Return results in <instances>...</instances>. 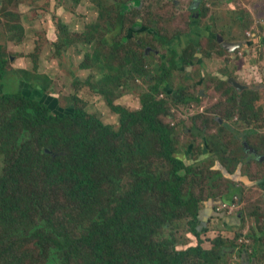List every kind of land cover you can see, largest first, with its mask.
<instances>
[{
    "label": "rangeland",
    "instance_id": "1",
    "mask_svg": "<svg viewBox=\"0 0 264 264\" xmlns=\"http://www.w3.org/2000/svg\"><path fill=\"white\" fill-rule=\"evenodd\" d=\"M139 1L0 0V53L7 64L2 94L41 93L40 102L54 116L76 105L114 130L119 114L109 102L138 110L142 95L155 96L164 103L160 119L172 128L175 156L187 166L179 173L185 178V193L197 194V189L215 201L237 204L224 205L228 210L222 213L233 224L221 217L203 221V246L209 249L216 239L227 248L229 254L219 264H264V189H251L264 182V0H204L199 8L193 0ZM205 31L223 37L233 48L226 52L213 41L206 47L201 37ZM190 43L195 48L181 54ZM229 78L244 89L238 93L225 82ZM19 83L42 88L22 89ZM179 89L191 103L174 100ZM8 111L2 112L8 116ZM193 116L201 122L204 139L186 132L196 120ZM11 137L0 126V178H5V188L0 187V264H62L54 255L56 246L73 248L67 242L79 237L87 219L72 201L78 187L70 181L52 182L46 173L38 183L22 186L14 175L24 153L1 154L15 145ZM245 142L262 161L245 159ZM151 144L153 153L143 164L158 173L163 165L157 141L148 140L145 150H151ZM29 152L31 166L25 169L42 173L45 162L39 152ZM222 171L226 174L219 176ZM234 174L237 181L230 177ZM133 182L131 172L122 175L124 191ZM105 188L93 209L109 203L114 185ZM29 197H37L35 205ZM146 198L145 208L147 201L159 197ZM49 220L52 228L45 241ZM172 229V223L167 224L159 235L168 237ZM180 232L175 234L182 244ZM194 238L190 244L196 243ZM69 258L71 264L83 261L78 250Z\"/></svg>",
    "mask_w": 264,
    "mask_h": 264
},
{
    "label": "trees",
    "instance_id": "2",
    "mask_svg": "<svg viewBox=\"0 0 264 264\" xmlns=\"http://www.w3.org/2000/svg\"><path fill=\"white\" fill-rule=\"evenodd\" d=\"M202 35L215 38L208 31ZM189 47L194 45L190 43ZM6 74L7 64L0 53V126L15 141L10 151L1 145L4 148L1 154L23 152L25 155L22 157V167L14 175L15 180L22 186L33 185L38 183L39 176H45L46 173L52 182L76 183L78 188L71 193L75 196L72 201L78 204L87 217L79 237L67 242L74 249L70 247L66 251L67 248L62 245L56 246L54 255H58L62 264H71L69 256L77 250L83 259L80 264H219L229 254L227 248L216 239L209 249L203 246L201 232L205 223L208 224L215 217H221L231 224L233 222L223 217L222 213L228 210L223 198L215 201L211 195H200L197 189V194L185 193V178L179 173L187 169V166L175 156L172 128L160 119L163 102L158 103L155 96L142 95L138 110L128 109L116 101L109 102L119 114V126L114 130L76 105L54 116L49 107L40 102L41 93L38 97L21 92L2 94V81ZM20 87L38 91L42 88L24 83H19ZM173 98L183 104L193 100L183 94L182 89L177 90ZM8 109L7 116L2 111ZM191 119L196 118L193 116ZM191 122L187 134L194 139H204L205 131L201 129V122L197 119ZM205 125L207 133L208 122ZM25 132L27 134L23 135ZM13 133L20 136L18 141ZM134 138L137 141L132 142ZM152 138L157 141L156 154L163 165L159 167L162 171L158 173H153L143 164L153 153V144L151 150H145L147 141ZM32 148L39 152L45 162L41 166L42 173L26 170L31 166L29 150ZM133 159H138V162L134 163ZM129 172L134 182L129 190L124 191L122 175ZM221 174L224 171L219 172V176ZM193 177L195 180L201 178ZM211 178H214L213 174ZM236 178H239L238 175L234 178L237 181ZM4 179L0 178V187H4L5 182H1ZM109 183L114 185L109 203L99 204L93 209L91 205L98 201L99 193ZM1 193L4 194L5 189H1ZM149 195L159 198L158 201H147L145 208L144 199ZM27 199L35 205L37 197ZM170 223L173 225L170 235H159ZM50 228L52 225L49 220L44 227L45 241ZM177 229L181 230L182 244L175 234ZM5 235L8 236L9 231ZM192 237H195L196 243L190 244ZM179 244L181 248H178Z\"/></svg>",
    "mask_w": 264,
    "mask_h": 264
},
{
    "label": "flooded vegetation",
    "instance_id": "3",
    "mask_svg": "<svg viewBox=\"0 0 264 264\" xmlns=\"http://www.w3.org/2000/svg\"><path fill=\"white\" fill-rule=\"evenodd\" d=\"M202 1H204V0H193V4L197 7V8H199V6H201V2ZM221 1V0H220ZM197 16V15H196ZM189 32H187L186 34H188ZM202 37V42L204 41V45H206V47H208V48H210V46H211V44H210V42L211 41H213L214 42V44L217 46V45H222L221 43H223V41H222V39H223V37L221 38L218 34L215 36V38L214 39H211L210 37H208V36H206V35H202L201 36ZM220 42V43H219ZM197 46V45H196ZM198 46H200V44L198 45ZM229 47H230V45H229ZM187 48V46H185L184 47V49L181 51V54H183V52H184V50ZM196 50H198V48H196ZM226 50V49H225ZM228 51H230L231 49H227ZM195 55H197L196 53H195ZM218 61H220V58L218 57ZM222 61H220V63H221ZM223 62H225L224 61V58H223ZM202 95V94H201ZM244 146H245V151H246V156H245V159L246 158H248V159H246V160H248V161H250L249 159H251V160H254V159H256V158H258L257 157V155H256V151H255V149H253L252 147H250L246 142L244 143ZM260 161H262L263 159L261 158H258ZM224 174H226V173H224ZM236 177V174H235V176H234V178ZM233 178V179H234ZM238 180H241V179H238ZM252 188V190H254V189H256V188H258L257 190H255V192H257L258 190H262V189H264V184H263V182L262 181H259V182H256V183H254V186H251ZM249 200H251V199H249ZM256 200V198L254 199V200H252L251 202H254ZM227 204H229V203H227ZM227 204H225V205H227ZM229 205H231V206H234V205H237L236 203H234L233 205L232 204H229Z\"/></svg>",
    "mask_w": 264,
    "mask_h": 264
},
{
    "label": "water",
    "instance_id": "4",
    "mask_svg": "<svg viewBox=\"0 0 264 264\" xmlns=\"http://www.w3.org/2000/svg\"><path fill=\"white\" fill-rule=\"evenodd\" d=\"M230 45V47H229ZM222 46L225 47L226 49H232L233 46L230 43H222ZM232 46V47H231ZM228 83L234 87L235 89H237L238 93H240V90L244 89V86H241L240 83H238L236 80H234L233 78H229L228 79Z\"/></svg>",
    "mask_w": 264,
    "mask_h": 264
},
{
    "label": "clouds",
    "instance_id": "5",
    "mask_svg": "<svg viewBox=\"0 0 264 264\" xmlns=\"http://www.w3.org/2000/svg\"><path fill=\"white\" fill-rule=\"evenodd\" d=\"M202 33H204V32H202ZM214 36H216V34L214 35ZM250 37H252L253 38V35H249ZM220 43V42H219ZM222 44V43H221ZM220 46H222V45H220ZM223 47V46H222ZM226 49V48H225Z\"/></svg>",
    "mask_w": 264,
    "mask_h": 264
}]
</instances>
